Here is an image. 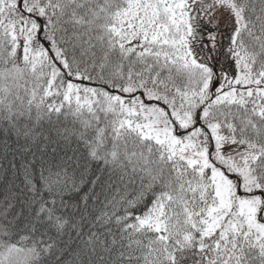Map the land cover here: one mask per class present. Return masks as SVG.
I'll return each instance as SVG.
<instances>
[{
	"label": "snow or ice",
	"instance_id": "6c2138e0",
	"mask_svg": "<svg viewBox=\"0 0 264 264\" xmlns=\"http://www.w3.org/2000/svg\"><path fill=\"white\" fill-rule=\"evenodd\" d=\"M0 264H264V0H0Z\"/></svg>",
	"mask_w": 264,
	"mask_h": 264
}]
</instances>
